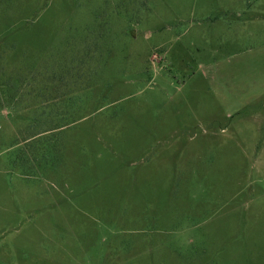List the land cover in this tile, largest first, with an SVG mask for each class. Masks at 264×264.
<instances>
[{
	"label": "rangeland",
	"instance_id": "rangeland-1",
	"mask_svg": "<svg viewBox=\"0 0 264 264\" xmlns=\"http://www.w3.org/2000/svg\"><path fill=\"white\" fill-rule=\"evenodd\" d=\"M0 264H264V0H0Z\"/></svg>",
	"mask_w": 264,
	"mask_h": 264
},
{
	"label": "trees",
	"instance_id": "trees-1",
	"mask_svg": "<svg viewBox=\"0 0 264 264\" xmlns=\"http://www.w3.org/2000/svg\"><path fill=\"white\" fill-rule=\"evenodd\" d=\"M71 70H68L67 72L69 73ZM65 72H66V70H63L61 73H60V77H61V79H63V77H64V74H65ZM67 74V73H66ZM65 74V75H66Z\"/></svg>",
	"mask_w": 264,
	"mask_h": 264
}]
</instances>
